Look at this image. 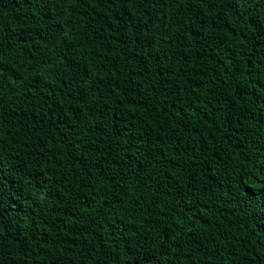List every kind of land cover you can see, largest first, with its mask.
<instances>
[{"label": "trees", "instance_id": "obj_1", "mask_svg": "<svg viewBox=\"0 0 264 264\" xmlns=\"http://www.w3.org/2000/svg\"><path fill=\"white\" fill-rule=\"evenodd\" d=\"M0 264H264V0H0Z\"/></svg>", "mask_w": 264, "mask_h": 264}]
</instances>
